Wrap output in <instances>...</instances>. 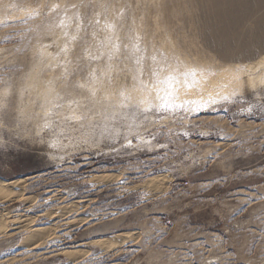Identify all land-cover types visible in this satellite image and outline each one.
<instances>
[{"label":"rangeland","instance_id":"rangeland-1","mask_svg":"<svg viewBox=\"0 0 264 264\" xmlns=\"http://www.w3.org/2000/svg\"><path fill=\"white\" fill-rule=\"evenodd\" d=\"M263 58L264 0H0V264H264Z\"/></svg>","mask_w":264,"mask_h":264},{"label":"snow or ice","instance_id":"snow-or-ice-1","mask_svg":"<svg viewBox=\"0 0 264 264\" xmlns=\"http://www.w3.org/2000/svg\"><path fill=\"white\" fill-rule=\"evenodd\" d=\"M97 23H98V21H97ZM107 27L110 30L114 29V25H107ZM72 39H76V37H73ZM114 47H115V50H117V51L119 50V45H115ZM136 50L138 51L139 49L137 48ZM63 51H65V52L67 51V45L65 46V48L63 49ZM91 58L92 59H96L97 57H91ZM109 58H111V53H109ZM152 59L155 60L156 58L155 57H152ZM165 59H167V58H165ZM169 67H170V71L174 73L172 75H169L167 77V79L164 81V83H167L169 85V88L172 87V82L175 81V80H177L180 75H182L184 77L185 85L190 88L195 83H197V76L203 74L202 71L198 73V70L195 69V68H190V69L189 68H185L183 70V72H181V70H180V68L178 66H176V67L169 66ZM189 77L192 78L191 79V83L188 82V78ZM92 79L93 80L96 79V77H95L94 74L92 76ZM75 87H77V88H83V87H85V85H83V84H77V85H75ZM91 94L94 96L95 95V92L92 91ZM172 95H173V92L170 91V92L167 93V95H165L162 98V103L159 105V107L161 109L169 110V109H174V108H178V107H183V105L175 104V103L172 102V100H171ZM224 99H228V97L225 96ZM72 103H77V102L76 101H71L70 102V105ZM189 103H193V104L196 105V107L193 108V111H197V112L200 110V108H202V107L203 108H206L207 107V104H203V103H201L199 101H190ZM212 103H215V100H213ZM72 118L75 119L77 117H72ZM45 127H49V125L46 124Z\"/></svg>","mask_w":264,"mask_h":264},{"label":"bare ground","instance_id":"bare-ground-1","mask_svg":"<svg viewBox=\"0 0 264 264\" xmlns=\"http://www.w3.org/2000/svg\"><path fill=\"white\" fill-rule=\"evenodd\" d=\"M257 67L259 66V67H261V66H264V58L260 61V63H258V65H256ZM258 67V68H259ZM250 70H253V69H255L254 67H251V68H249ZM259 70V69H258ZM263 70H264V67H263ZM262 70V71H263ZM261 74V73H260ZM264 73H262V75H263ZM262 75H260L259 76V78L261 79V76ZM258 77V76H257ZM259 78L257 79H255V78H253V77H251V76H249V78L247 79L248 81V84H250V85H252V86H254L255 84H256V80L258 81L259 80ZM263 79V78H262ZM262 81V80H261ZM242 83V82H241ZM261 83V82H260ZM259 83V84H260ZM256 86V85H255ZM254 86V87H255ZM251 87V86H250ZM18 184H19V182H11V183H6V182H0V196H3V195H7V192L9 193V191H11V189H14L16 186H18ZM21 227V226H20ZM17 228V227H16ZM19 228V227H18ZM33 233H34V236L36 237L37 235H39L40 234V232H36V231H32Z\"/></svg>","mask_w":264,"mask_h":264}]
</instances>
